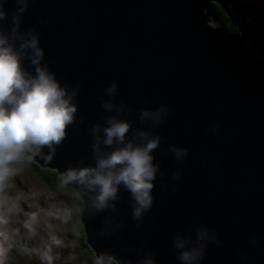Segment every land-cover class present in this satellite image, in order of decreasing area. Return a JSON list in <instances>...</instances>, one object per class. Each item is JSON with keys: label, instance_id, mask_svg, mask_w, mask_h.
Returning <instances> with one entry per match:
<instances>
[{"label": "water", "instance_id": "1", "mask_svg": "<svg viewBox=\"0 0 264 264\" xmlns=\"http://www.w3.org/2000/svg\"><path fill=\"white\" fill-rule=\"evenodd\" d=\"M213 2L236 33L217 24ZM0 4L7 13L0 27L8 31L18 6ZM33 28L49 71L62 86L79 87L76 123L51 161H34L59 173L81 161L94 166L92 126L115 115L99 99H109L111 81L118 84L116 102L127 107L121 118L132 124L129 136L151 129L161 137L152 153L160 166L154 203L141 222L132 219L123 188L115 212L95 219L81 197V222L97 258L136 264L151 251L157 264H179L173 237L191 229L194 240L195 229L206 225L220 243L208 245L201 264H264V18L241 0H30L20 31ZM23 66L34 74L28 60ZM162 104L169 109L163 123L141 124L142 108ZM215 124L219 135L210 131ZM173 145L188 150L182 163L167 151ZM175 172L181 179L173 185ZM107 216L123 227L101 236Z\"/></svg>", "mask_w": 264, "mask_h": 264}, {"label": "clouds", "instance_id": "2", "mask_svg": "<svg viewBox=\"0 0 264 264\" xmlns=\"http://www.w3.org/2000/svg\"><path fill=\"white\" fill-rule=\"evenodd\" d=\"M15 3L18 7L13 14L11 28L5 31L0 27V264H9L13 251L21 255L29 252L27 247H17L7 228V220L16 207L7 197L12 178L37 157L44 162L51 161L57 146L66 139L68 127L76 123L78 112L74 101L79 87L70 90L68 85L62 86L55 73L49 71L35 28L20 31L21 16L30 0H15ZM6 19L4 5L0 4V25ZM24 60L30 62L34 74L25 69ZM105 95L109 99L100 97L101 106L115 115L107 116L103 125L92 126L94 166L81 161V166L65 169L60 174L59 187L74 188L84 198L93 219L108 210L115 212L123 188L131 197L132 219L139 223L153 207L152 193L160 166L154 163L152 153L160 147L161 137L151 129L137 130L130 137L132 124L121 118L127 107L122 102H116V81L108 84ZM168 115V107L162 104L155 110L142 108L139 120L141 124L150 122L154 129ZM210 131L219 135L220 125H213ZM45 149L48 151L45 152ZM167 151L180 163L188 154L186 148L175 145ZM160 177L163 179L162 173ZM180 179L179 172L172 174L173 185ZM48 214L63 223H67L72 216L69 208L54 207ZM36 221L37 214L32 213L23 224L24 229L32 235L35 234ZM110 227L115 231L123 224L113 226L111 218L107 216L99 235H112ZM191 231L189 229L188 235L177 234L173 237L172 246L179 264H201L208 245L220 243L217 232L206 225L195 229L194 240ZM252 243H256L255 239ZM61 246L62 240L50 235L48 245L39 252L41 264H54L58 256L53 254L52 249ZM139 248H144L142 242ZM97 264H113V261L111 257L102 256ZM136 264H157L156 254L145 251Z\"/></svg>", "mask_w": 264, "mask_h": 264}, {"label": "rangeland", "instance_id": "3", "mask_svg": "<svg viewBox=\"0 0 264 264\" xmlns=\"http://www.w3.org/2000/svg\"><path fill=\"white\" fill-rule=\"evenodd\" d=\"M224 21L221 18L218 22ZM209 23L215 25L213 22ZM7 197L16 206L7 220V228L13 240L17 242V247L29 249V252L23 255L13 251L9 264H41L39 252L48 245L50 235H56L62 240L60 248L52 249L53 254L58 256L54 264L87 263L85 255L79 250L80 247L74 239L76 215L73 211L74 204L69 199L68 189H64L60 193L58 187L49 190L41 180L31 173L27 166H24L22 171L12 178ZM54 207L71 209V219L67 223H63L49 215L50 209ZM32 213L37 214L34 235L28 233L23 227L24 221Z\"/></svg>", "mask_w": 264, "mask_h": 264}, {"label": "trees", "instance_id": "4", "mask_svg": "<svg viewBox=\"0 0 264 264\" xmlns=\"http://www.w3.org/2000/svg\"><path fill=\"white\" fill-rule=\"evenodd\" d=\"M241 1H246L249 3L255 11L260 14L264 18V1L263 0H241ZM263 2V4H262ZM213 6L215 9V12L218 16V21L219 19H224V22H218V25L222 27L225 31L230 32V33H236L237 29L236 26L234 25L233 21L231 18L228 16V14L222 9V6L219 3L213 2ZM224 16V17H223ZM28 167V169L33 173L43 184H45L49 190L52 189L54 190L55 187L59 188V193L60 191L64 189L69 190V199L71 202L74 204V213H75V218H76V223H75V231H74V239L78 243L80 247V251L85 255L86 258V264H97V256L96 253L93 251V249L89 246L86 236H85V227L83 226L81 222V212L83 211V199L81 198L80 195L77 194L76 190L72 187H65L61 189L59 187V182H60V174L57 170V168H52L50 166H45L42 167L38 162L32 161L31 164L25 165ZM113 264H117L116 260H112Z\"/></svg>", "mask_w": 264, "mask_h": 264}, {"label": "flooded vegetation", "instance_id": "5", "mask_svg": "<svg viewBox=\"0 0 264 264\" xmlns=\"http://www.w3.org/2000/svg\"><path fill=\"white\" fill-rule=\"evenodd\" d=\"M224 17V16H223Z\"/></svg>", "mask_w": 264, "mask_h": 264}]
</instances>
